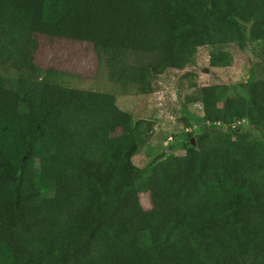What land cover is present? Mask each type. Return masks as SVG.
I'll return each mask as SVG.
<instances>
[{"label": "trees", "instance_id": "16d2710c", "mask_svg": "<svg viewBox=\"0 0 264 264\" xmlns=\"http://www.w3.org/2000/svg\"><path fill=\"white\" fill-rule=\"evenodd\" d=\"M165 1L171 48L0 26V264H264V80L180 99L186 128L188 103L201 105L195 145L138 168L132 115L69 71L66 57L86 61L90 79L147 95L203 49L209 74L231 65V48L264 61V0ZM245 120L258 137L231 130Z\"/></svg>", "mask_w": 264, "mask_h": 264}, {"label": "rangeland", "instance_id": "374dc122", "mask_svg": "<svg viewBox=\"0 0 264 264\" xmlns=\"http://www.w3.org/2000/svg\"><path fill=\"white\" fill-rule=\"evenodd\" d=\"M0 26L143 50L171 48L174 43L171 35L176 30L165 0H0ZM252 48L246 55L238 54L235 48L227 49L232 56L231 65L213 69L212 74L204 65L210 51L203 49L192 67L180 72L168 70L153 78L147 95L135 85L90 79L93 65L86 61L77 63L80 68L74 67V61L67 57L66 62H70V72L82 74L87 89L114 94L117 107L132 115L137 136L132 162L144 168L162 153L167 157L182 155L191 143L188 133L195 142L194 136L202 127L201 105L196 101L188 103L186 128L181 115L176 114L182 113L180 99L196 98L198 87L203 85L224 84L232 88L238 83L264 80V61L256 57L253 51L256 49ZM46 53L50 57L51 52ZM251 58L254 63L249 61ZM241 127L252 137H258L246 120ZM139 197L144 209L151 208L147 193Z\"/></svg>", "mask_w": 264, "mask_h": 264}, {"label": "built area", "instance_id": "2783aa9c", "mask_svg": "<svg viewBox=\"0 0 264 264\" xmlns=\"http://www.w3.org/2000/svg\"><path fill=\"white\" fill-rule=\"evenodd\" d=\"M239 124H241V122L240 123H232L230 125L231 130L234 129V128H236Z\"/></svg>", "mask_w": 264, "mask_h": 264}, {"label": "water", "instance_id": "95a60500", "mask_svg": "<svg viewBox=\"0 0 264 264\" xmlns=\"http://www.w3.org/2000/svg\"><path fill=\"white\" fill-rule=\"evenodd\" d=\"M190 142H191L192 145H195V142H194L193 138H191Z\"/></svg>", "mask_w": 264, "mask_h": 264}]
</instances>
